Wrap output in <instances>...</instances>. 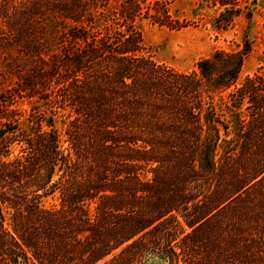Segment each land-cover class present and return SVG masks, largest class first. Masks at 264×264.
<instances>
[{
	"label": "trees",
	"instance_id": "trees-1",
	"mask_svg": "<svg viewBox=\"0 0 264 264\" xmlns=\"http://www.w3.org/2000/svg\"><path fill=\"white\" fill-rule=\"evenodd\" d=\"M170 2L0 0V264H264V73L143 54Z\"/></svg>",
	"mask_w": 264,
	"mask_h": 264
},
{
	"label": "rangeland",
	"instance_id": "rangeland-1",
	"mask_svg": "<svg viewBox=\"0 0 264 264\" xmlns=\"http://www.w3.org/2000/svg\"><path fill=\"white\" fill-rule=\"evenodd\" d=\"M121 1L105 0L103 15H110ZM228 1H236L240 11L224 26L217 23L222 7L214 0H171V13L186 22V26L177 30L139 19L137 25L143 39L142 53L176 70L189 71L198 59L211 55L215 50H237L247 39L250 49L243 59L237 82L256 71L264 73V0ZM21 107L25 109L24 117L30 104L24 101ZM67 118V112L62 109L54 114V125L63 145L66 144L64 126ZM56 202L54 197L41 199L45 206L55 205ZM146 264H158V260L152 258Z\"/></svg>",
	"mask_w": 264,
	"mask_h": 264
}]
</instances>
